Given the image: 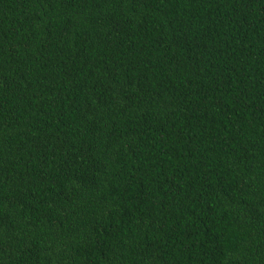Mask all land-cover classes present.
<instances>
[{
	"label": "trees",
	"instance_id": "1",
	"mask_svg": "<svg viewBox=\"0 0 264 264\" xmlns=\"http://www.w3.org/2000/svg\"><path fill=\"white\" fill-rule=\"evenodd\" d=\"M0 264H264V0H0Z\"/></svg>",
	"mask_w": 264,
	"mask_h": 264
}]
</instances>
